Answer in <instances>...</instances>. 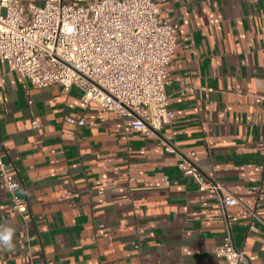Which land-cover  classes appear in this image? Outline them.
Returning <instances> with one entry per match:
<instances>
[{
  "label": "crops",
  "instance_id": "obj_1",
  "mask_svg": "<svg viewBox=\"0 0 264 264\" xmlns=\"http://www.w3.org/2000/svg\"><path fill=\"white\" fill-rule=\"evenodd\" d=\"M155 3L179 25L158 137L76 85L33 87L0 62L1 152L28 202L18 214L0 181V225L14 229L0 264H222L227 232L264 264V0ZM160 139L239 202L223 209L219 193L198 190Z\"/></svg>",
  "mask_w": 264,
  "mask_h": 264
},
{
  "label": "built area",
  "instance_id": "obj_2",
  "mask_svg": "<svg viewBox=\"0 0 264 264\" xmlns=\"http://www.w3.org/2000/svg\"><path fill=\"white\" fill-rule=\"evenodd\" d=\"M155 0H0V62L33 87L58 84L63 92L72 85L82 90L85 102H95L122 117L135 131L158 137L172 115L166 106L169 63L177 47L179 25L164 23ZM4 75H0V92ZM69 123L84 119L65 116ZM33 124L35 122H32ZM168 152L179 156L183 175L192 177L198 190L220 194V205L238 203L218 182L207 181L188 157L160 139ZM0 181L10 194L11 207L24 216L28 202L19 191L21 181L2 157ZM261 199V197H259ZM250 228L260 221L253 210ZM215 254L222 264H251L252 257L234 246L230 232ZM34 264V263H30Z\"/></svg>",
  "mask_w": 264,
  "mask_h": 264
},
{
  "label": "clouds",
  "instance_id": "obj_3",
  "mask_svg": "<svg viewBox=\"0 0 264 264\" xmlns=\"http://www.w3.org/2000/svg\"><path fill=\"white\" fill-rule=\"evenodd\" d=\"M13 236L14 229L6 225H0V248H4L6 250H13Z\"/></svg>",
  "mask_w": 264,
  "mask_h": 264
}]
</instances>
